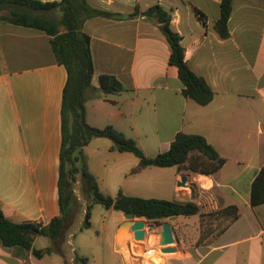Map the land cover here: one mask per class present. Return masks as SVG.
I'll return each instance as SVG.
<instances>
[{
  "label": "crops",
  "instance_id": "crops-1",
  "mask_svg": "<svg viewBox=\"0 0 264 264\" xmlns=\"http://www.w3.org/2000/svg\"><path fill=\"white\" fill-rule=\"evenodd\" d=\"M87 1L96 9L125 16L91 17L83 25L91 38L93 85L98 87L100 75L107 74L123 88L109 94L117 99L102 95L88 101L87 123L97 128L111 125L126 136L131 132L149 157L167 152L176 135L184 132L205 137L226 159L212 176L190 175L176 166L148 167L135 175L129 172L119 185L117 195L194 201L200 206L197 215L163 220L172 224L178 242L172 247L175 252L163 254L162 264H264V203L252 205L253 183L264 169V0L233 1L227 39L216 30L221 0ZM157 5L171 14V28L182 37L187 64L214 91L206 106L182 94L178 69L170 64V44L157 20L144 15ZM67 78L47 34L0 22V208L15 223L45 227L61 213V110ZM100 139H93L84 151L90 172L101 190L109 192L116 186L110 180L105 184V169L112 165L114 171L122 161L133 169L139 159L112 151L113 143ZM91 158L97 160L94 167ZM185 174L198 184L205 176L211 191L196 188L191 193L179 187ZM232 206L239 215L235 220L231 212L224 213ZM212 213L220 216L215 227L227 223L213 237L201 238V216ZM121 214L113 255L103 256V264H132L127 248L136 240L131 232L121 231L126 222ZM71 237L70 225L59 240L37 234L33 249H50L42 257L0 241V264H88L74 241L69 244ZM145 246H150L149 240Z\"/></svg>",
  "mask_w": 264,
  "mask_h": 264
},
{
  "label": "trees",
  "instance_id": "trees-1",
  "mask_svg": "<svg viewBox=\"0 0 264 264\" xmlns=\"http://www.w3.org/2000/svg\"><path fill=\"white\" fill-rule=\"evenodd\" d=\"M234 0H221L220 17L216 30L222 39L230 37L229 20L233 12ZM148 18H155L170 47V64L178 69L185 98L206 106L214 98V91L207 81L198 76L187 64L182 37L171 28V14L161 6H153L144 12ZM101 16L110 19H123L124 15L99 10L87 0H61L43 3L39 0H0V22L37 30L50 37L52 51L57 63L64 65L67 83L62 102V144L59 169V216L41 227L31 222L15 223L9 220L0 208V241L5 247L20 246L32 251L37 257L50 253V249L35 250V236L43 235L52 240L63 237L65 229L74 222L77 207L76 186L80 183L88 195L83 228H91L92 206L101 204L106 209L130 213L134 219L161 223L178 216H193L200 213V206L194 201H177L159 198L128 196L120 192L112 197L102 192L96 177L90 172L84 148L95 138H107L113 142L112 151L132 153L139 164L130 175L142 172L148 167H174L179 171H190L212 176L226 163L217 150L197 134L179 132L167 152L154 157L147 156L137 141L127 137L113 126L104 128L90 126L86 120V104L102 95L117 94L123 91L118 80L111 75H100L99 86L93 85L95 73L91 51V38L83 31L85 21ZM264 203V169L258 175L252 188V205ZM233 219L238 218L237 208L224 209ZM38 230V231H37Z\"/></svg>",
  "mask_w": 264,
  "mask_h": 264
},
{
  "label": "rangeland",
  "instance_id": "rangeland-1",
  "mask_svg": "<svg viewBox=\"0 0 264 264\" xmlns=\"http://www.w3.org/2000/svg\"><path fill=\"white\" fill-rule=\"evenodd\" d=\"M111 99H117L118 96L115 95H109L108 96ZM116 97V98H115ZM105 104V103H104ZM105 108H108L109 105H103ZM104 112H107L106 110ZM103 125V124H102ZM127 137H135L131 132H129ZM134 139V138H133ZM100 140H107L108 142L110 139L102 138ZM113 143V142H112ZM108 158L111 159V156L107 153ZM133 156V155H132ZM135 158V157H134ZM92 165L94 167V164L96 163V159L91 158ZM112 162V160L110 161ZM112 165H109L108 168L105 169V184H108L107 181L110 180L111 183H113L116 188L112 189L109 192L107 190H103L102 192L106 195H110L112 197H115L117 193L119 192V185H122L124 183V179L126 174L130 172L131 164L127 161H122L118 165H116V169L114 171H111ZM110 171V173L108 172ZM191 175V173L188 171ZM189 175V176H190ZM203 175V174H200ZM209 176V175H205ZM205 176L201 177V180L199 181V184L196 182H191L192 186H195V188L201 190V192H210L211 189H208L209 186H211V182L206 178ZM191 179V178H190ZM185 190V189H184ZM191 191L190 189H188ZM76 197H77V207H76V215L74 217V222L70 224V232L73 233V241L76 249L81 251L86 258H88L89 263L88 264H103V256H107V258L111 257L113 255V249H114V237L116 233V229L118 227V224L120 220L122 219V212L120 211H112L109 209H106L101 204H93L92 206V217H91V228H83V223L85 219V209L89 202L88 195L85 192V190L79 186H76ZM206 194V193H203ZM115 212V213H114ZM124 216V213H123ZM219 215L217 213H212L209 215L201 216L202 221V235L204 239L211 238L225 225L227 222L222 221L219 223L217 227L215 225L217 222H219ZM144 220V219H141ZM165 221H162L164 223ZM161 223V224H162ZM161 224H154L149 223V226H160ZM148 226V228H149ZM150 229V228H149ZM122 232H124V229H121ZM126 231V230H125ZM123 237L127 238V236L123 235ZM70 237L68 236L67 239ZM150 245H157L156 242V236H154V233H149L148 237ZM117 245V242H116ZM126 246V244H125ZM175 244L169 245V247H175ZM126 248V247H125ZM79 254L83 256V254ZM159 256V253L153 256L155 264H162L163 261L159 260L155 257ZM118 259L120 256H116ZM84 264V263H79Z\"/></svg>",
  "mask_w": 264,
  "mask_h": 264
},
{
  "label": "water",
  "instance_id": "water-1",
  "mask_svg": "<svg viewBox=\"0 0 264 264\" xmlns=\"http://www.w3.org/2000/svg\"><path fill=\"white\" fill-rule=\"evenodd\" d=\"M191 180L188 175H182L181 181L178 182V186L190 189L191 193H194L196 188L195 186L191 185ZM124 217L126 218V222L123 224L121 229L123 228L126 232H131L133 237L137 241H144L146 237H149V233H154L156 236V242L158 246H169L172 244H176L178 242L177 237L174 233L173 226L170 222H164L160 226L155 225L150 227L148 221L137 219L135 220L133 215L130 213H124ZM175 217H172L171 220H174ZM149 226V232L147 234L146 228ZM38 231V230H37ZM176 249L172 247H167L163 249L165 253H172L175 252Z\"/></svg>",
  "mask_w": 264,
  "mask_h": 264
},
{
  "label": "built area",
  "instance_id": "built-area-1",
  "mask_svg": "<svg viewBox=\"0 0 264 264\" xmlns=\"http://www.w3.org/2000/svg\"><path fill=\"white\" fill-rule=\"evenodd\" d=\"M147 234L149 232V228H146ZM148 240V236L144 241H133L130 243L129 248H127V254L131 258L132 264H155L153 256L159 253V256L155 257L159 260L163 261V249L169 246H158V245H150L145 246ZM69 244L73 246V238L69 240ZM164 262V261H163Z\"/></svg>",
  "mask_w": 264,
  "mask_h": 264
},
{
  "label": "bare ground",
  "instance_id": "bare-ground-1",
  "mask_svg": "<svg viewBox=\"0 0 264 264\" xmlns=\"http://www.w3.org/2000/svg\"><path fill=\"white\" fill-rule=\"evenodd\" d=\"M124 242H125V241H124ZM125 244H126V243L123 244V247H125ZM165 248H167V247H165ZM165 248H164V249H165Z\"/></svg>",
  "mask_w": 264,
  "mask_h": 264
}]
</instances>
